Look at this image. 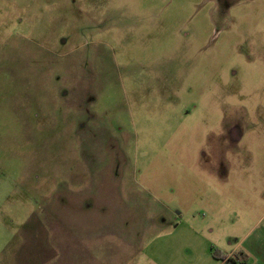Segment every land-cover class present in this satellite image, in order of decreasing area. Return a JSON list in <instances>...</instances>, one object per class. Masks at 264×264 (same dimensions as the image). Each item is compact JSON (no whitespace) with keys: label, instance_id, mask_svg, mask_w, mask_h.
<instances>
[{"label":"rangeland","instance_id":"obj_1","mask_svg":"<svg viewBox=\"0 0 264 264\" xmlns=\"http://www.w3.org/2000/svg\"><path fill=\"white\" fill-rule=\"evenodd\" d=\"M211 247L264 264V0H0V264Z\"/></svg>","mask_w":264,"mask_h":264},{"label":"trees","instance_id":"obj_2","mask_svg":"<svg viewBox=\"0 0 264 264\" xmlns=\"http://www.w3.org/2000/svg\"><path fill=\"white\" fill-rule=\"evenodd\" d=\"M211 255L214 260L220 262L221 264H247V259L241 252H237L232 256H226L211 247Z\"/></svg>","mask_w":264,"mask_h":264},{"label":"crops","instance_id":"obj_3","mask_svg":"<svg viewBox=\"0 0 264 264\" xmlns=\"http://www.w3.org/2000/svg\"><path fill=\"white\" fill-rule=\"evenodd\" d=\"M236 247H237V245H236ZM237 252H241V253L246 257V259H247V256H246V254L244 253L245 251H243V250H239V249H235V248L231 249L230 251H225V254H224V255H226V256H232L233 254H235V253H237ZM215 261H216V260H215ZM215 264H221V263L218 262V261H216Z\"/></svg>","mask_w":264,"mask_h":264}]
</instances>
